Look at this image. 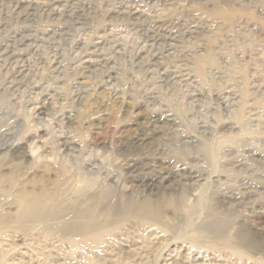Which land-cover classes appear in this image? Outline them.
<instances>
[{
	"label": "rangeland",
	"instance_id": "374dc122",
	"mask_svg": "<svg viewBox=\"0 0 264 264\" xmlns=\"http://www.w3.org/2000/svg\"><path fill=\"white\" fill-rule=\"evenodd\" d=\"M27 2L0 0L2 124L29 137L26 173L0 171V264H264V0ZM136 157L200 178L139 194ZM17 186L53 197L44 222L21 220ZM107 192L155 212L106 211Z\"/></svg>",
	"mask_w": 264,
	"mask_h": 264
},
{
	"label": "bare ground",
	"instance_id": "6f19581e",
	"mask_svg": "<svg viewBox=\"0 0 264 264\" xmlns=\"http://www.w3.org/2000/svg\"><path fill=\"white\" fill-rule=\"evenodd\" d=\"M13 1L16 4H18V7H21V8L24 7L26 9L34 8L35 4L33 5L32 3L33 2L36 3L35 1H33L31 4H29L27 2V0H13ZM39 3H40L39 5L42 4L40 1H39ZM44 5H46L47 10H48L49 9V3L44 4ZM136 8H138V7H136ZM130 11H131V16L132 17H129L128 15H125V16H123L124 20L125 19L126 20L133 19V21L135 20V21L141 22L140 18L137 16L138 15L137 10L131 9ZM27 13H29V12H27ZM156 17H154V20H151V22H152L151 24L150 23L148 24L149 25V29L153 30L154 32L159 31L160 27H161V25H158L160 23V21L158 19H155ZM169 34H171V33H169ZM175 34H179V33L175 32ZM167 35H168V33H167ZM157 37H160V36H157ZM165 37H166V35H165ZM173 38H174V36H173ZM169 42H170V40H169ZM171 43H173V42H171ZM8 54H11V53H8ZM91 96H93V95H91ZM44 101L45 100L39 102V103L42 104L37 109V112H39V114L45 113L46 110H47V106L45 105L46 102H44ZM116 102L117 103L113 104L114 110H116V111H118L120 113H124V115H126L128 113V110H129V105H125L123 103H119L118 101H116ZM107 103H108L107 100L101 99V97L96 96L95 98H93L92 102L88 101L87 104H89L91 106V108H93V107H96V106L100 107V106H103V105H107ZM5 113L6 112H3V110L2 111L0 110V171L7 169L8 166H9V169H10L9 173H11V175H12L11 179L13 178L14 182H17V180H19V176L22 177V174L24 175L26 173V171H23V169L25 168V166L23 165V161L26 162L25 161V155H24L25 154L24 153L25 152V142H26V139H28L29 137L25 136V137H22L21 139L17 140L16 136H18V135L15 134V132H16L15 130H16L17 127L15 128L14 127L15 125L11 124L12 122H5V124H8V125H6L7 128H3V126L5 124H2V123H4L3 121L5 120ZM22 133H23V131H22ZM147 139L148 138L146 136L143 137V138H139L137 141H140V143L137 144V145H141V147H143V149L150 150L152 148L151 145L153 143L150 142V141L146 142ZM133 145H135V144L134 143L133 144L130 143L129 145L124 144V145L120 146V150L122 149V152L124 154V156L121 154L123 156L124 160H126V158H129L130 156H132V155L129 154V151L132 148H135L136 150L140 151V156H143V149L141 150L140 147L137 146V145H135V147H133ZM157 146L158 145H156L154 147V149L151 150L150 154L145 155L144 158L158 159V154L155 152L156 149H158ZM20 158H22L23 160L20 161L21 160ZM26 158H27V156H26ZM130 160H131L130 162L126 163L127 164L126 167L128 169L129 176L132 177V180L134 182H136V185H135L136 189L134 191L138 192L139 194H143V193L147 194V195L148 194H154L158 190H170V193H174L175 191H178V187H182V186L186 185L185 182L192 181L194 179L199 180L198 178H200V175H198V174H196V173H194L192 171H187L186 172L185 167H179L177 169H173L172 168L173 165L171 166L170 164H167L164 167H162L160 169L162 173L159 176H157V173H154V168L153 169L148 168L147 170H145V168L147 166H149V163H150L149 160L148 161H143V159H140V158H137V157L136 158H132ZM6 165H7V167H6ZM2 176H5V175H2ZM9 179L10 178H8L6 176L5 177H1L0 176V185L4 184ZM23 186H25V184H23ZM17 188L20 189V186L19 187L17 186ZM4 193H5V190L0 189V199H1V201L2 200L4 201V198H3V196L5 195ZM18 195L20 196V199L17 197L19 199V203H21V205L24 207V211H23L24 214H22V215L20 214L21 215L20 216L21 220L22 221H26V222H30V223H32L35 220H37V222H44L46 217H47L46 215H48L47 211H48V209H49V207L51 205L53 197L47 195V193H45V192H43V193H35L34 191H29V190H24V189L18 190L17 194L15 196H18ZM120 198H121V201H122V205H121V203L119 201V202H117L116 206H114V197L112 196V194L110 192H107V193L103 194L101 197L100 196L98 198L95 197L94 201H96L97 203L101 202L100 203V208H102V209H104L106 211L109 209L111 212L117 211L118 207H122V209L125 212H127L129 210H130V212H132L133 210L134 211L143 210V207L138 208L137 206H135L133 201L126 200V198H124L122 195L120 196ZM212 199H213V203H215V204L218 203V201L216 200L217 197L213 196ZM13 200L11 198V201L9 202V205L16 204V199H15V202ZM3 201L0 202V204L5 202V201L4 202ZM102 209L100 211V214L102 213ZM144 209L145 210H143V211H145L147 213H150V214L155 212V210L152 207L148 206V205H145ZM91 216H93L92 211H90V212L88 211V218H91ZM2 222H3V220H2ZM92 225H93L92 222H90L89 226L82 227V229L89 230L90 232H94L93 230L95 229V226L97 227V225H93V226ZM80 226L81 225H78V227L72 228V229H76L77 231L76 230H72V231L77 232V234H79V231L81 230ZM28 230L30 231V229H27V231ZM240 235H242V234H240ZM241 237H243V235Z\"/></svg>",
	"mask_w": 264,
	"mask_h": 264
}]
</instances>
